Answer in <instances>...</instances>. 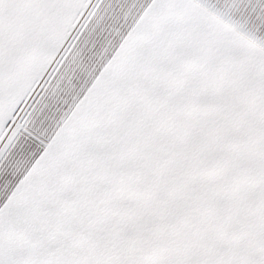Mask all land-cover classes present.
Masks as SVG:
<instances>
[{"label": "snow or ice", "instance_id": "1", "mask_svg": "<svg viewBox=\"0 0 264 264\" xmlns=\"http://www.w3.org/2000/svg\"><path fill=\"white\" fill-rule=\"evenodd\" d=\"M0 264H264V0H0Z\"/></svg>", "mask_w": 264, "mask_h": 264}, {"label": "rangeland", "instance_id": "2", "mask_svg": "<svg viewBox=\"0 0 264 264\" xmlns=\"http://www.w3.org/2000/svg\"><path fill=\"white\" fill-rule=\"evenodd\" d=\"M87 70L88 69H84L83 71H81L80 69L77 70L76 76L79 77V81H82L84 79V76L86 75ZM79 81L74 77L72 83L78 87ZM73 94H74V89H72L66 93V99L68 100V102H71V98H72ZM59 116H60V113H57L55 118L58 120ZM50 131H51V129H50Z\"/></svg>", "mask_w": 264, "mask_h": 264}]
</instances>
